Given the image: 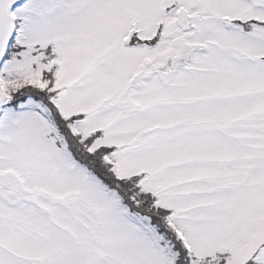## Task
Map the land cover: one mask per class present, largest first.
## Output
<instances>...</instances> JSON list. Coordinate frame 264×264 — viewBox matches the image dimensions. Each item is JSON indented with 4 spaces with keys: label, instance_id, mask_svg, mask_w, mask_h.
<instances>
[{
    "label": "snow or ice",
    "instance_id": "6c2138e0",
    "mask_svg": "<svg viewBox=\"0 0 264 264\" xmlns=\"http://www.w3.org/2000/svg\"><path fill=\"white\" fill-rule=\"evenodd\" d=\"M0 264H264V0H0Z\"/></svg>",
    "mask_w": 264,
    "mask_h": 264
}]
</instances>
